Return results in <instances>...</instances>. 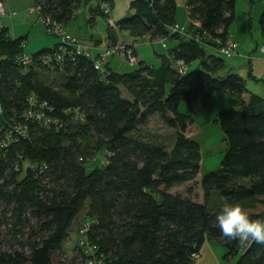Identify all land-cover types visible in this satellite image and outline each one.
<instances>
[{
	"label": "trees",
	"instance_id": "trees-1",
	"mask_svg": "<svg viewBox=\"0 0 264 264\" xmlns=\"http://www.w3.org/2000/svg\"><path fill=\"white\" fill-rule=\"evenodd\" d=\"M89 1L36 0V5L66 26ZM103 2L110 15L104 13ZM237 2L186 0L191 28L185 32L199 35L198 41L171 32L177 24V0H132V16L120 22L112 17L111 0H98V12L107 17V25L110 16L117 25V29L109 25L106 46L123 42L138 57L135 70L123 72L112 66L114 58L120 61L113 56L106 78L85 56L67 60L55 73L40 66L21 75L14 59L23 52L26 36L12 38L4 29L0 37L4 116L23 112L26 99L36 92L55 109L53 115L60 122L30 125L28 139L2 151L9 162L19 161L20 170L6 183L12 189L0 185V225L8 230L7 236H0V264H54L83 208L86 215L77 234L84 223L90 224L86 235L96 245L100 264H197L209 238L226 247V256L237 257L235 264H264V244L225 239L215 226L223 206L212 210L208 205L216 190L224 204L239 203L251 218L264 220V98L250 92L241 75L229 72L224 59L206 50L207 44L218 50L219 42L232 33ZM258 18L264 33V11ZM122 34L152 44L171 39L175 45L154 68ZM179 59L188 67L184 72L176 67ZM192 64L196 67L188 70ZM46 75L57 79L52 76L49 82ZM226 93L236 108L220 111L215 120L228 148L221 168L201 177L205 202L195 201L191 188L189 194L172 193L173 187L196 181L203 160L200 144L186 134L190 112L180 111L181 103L210 106L215 94ZM67 108L73 111L65 114ZM154 114L177 130L171 151L137 133ZM99 154L101 163L88 169L86 164ZM9 162L0 161V178ZM35 163L47 165L46 171L33 173L29 165ZM74 251L72 260L58 264H85L87 256L77 246Z\"/></svg>",
	"mask_w": 264,
	"mask_h": 264
},
{
	"label": "rangeland",
	"instance_id": "rangeland-1",
	"mask_svg": "<svg viewBox=\"0 0 264 264\" xmlns=\"http://www.w3.org/2000/svg\"><path fill=\"white\" fill-rule=\"evenodd\" d=\"M113 3L112 17L116 22H120L122 19L129 18L133 14V10L130 8L132 0H111ZM11 12V17L5 20L6 27L9 29V36L12 38L24 37L27 35V31L32 25H36L40 30L42 29L41 24L37 20V16L29 12V8L36 6V0H8L7 2ZM99 3L98 0H92L87 3H83L81 7L77 10L74 17L68 22L65 27L67 34L75 36L81 40L85 46L98 45L99 47L106 46L110 42V28L107 25V17L104 14L98 12ZM236 21L231 26V30L235 31L237 36L245 35V29L250 26L252 34L250 39L257 41L260 39V22L259 16L264 11V0H238L236 5ZM15 10V11H14ZM256 19H253V16ZM252 16V18H250ZM178 19L181 21L179 25L180 29L187 30L191 28V21L188 20V14L186 10V0H177V15L176 22ZM37 20V21H36ZM194 29V27H193ZM196 29V28H195ZM44 33V32H43ZM118 33V32H117ZM45 34V33H44ZM120 34V32H119ZM46 35V34H45ZM135 43L140 57L147 62L150 66L157 68L162 64L161 55L168 53V49L175 45V41L168 39L165 43L160 41L152 44L148 40H132L129 35L122 34ZM47 38L53 39L55 37L46 35ZM57 41L59 39L57 38ZM82 43V44H83ZM31 44H26L24 51L28 54L34 53L35 49ZM207 54L210 56H217L222 59L225 55H222L215 47H211L209 44L206 45ZM39 51V50H37ZM112 66L116 69H121L124 71L135 70L138 63L129 64L124 62L122 65L117 58L113 59ZM227 61V60H226ZM196 67L192 64L188 69ZM228 67V66H227ZM230 72V71H229ZM226 71L223 75L229 73ZM47 80L52 81L51 75H46ZM53 77L56 78V75ZM58 80L61 82L60 76ZM57 79V78H56ZM54 79V81L56 80ZM125 92V91H124ZM128 93L125 92V96ZM227 95V94H226ZM225 94L217 95L214 99V104L210 106H204L197 108L193 104H188L187 102H182L180 106V111H189L191 123L187 133L190 138L196 141L201 146V153L203 160L201 163V171L197 176L195 182L185 183L173 187L172 193H180L182 195L189 194V188L193 190L192 198L195 201L204 203V191L200 186L201 177L207 172L217 171L221 168V162L224 158V154L228 148V144L225 141L224 132H222L220 124L215 121L216 115L220 111H226V109L236 108L232 104V98L227 97ZM219 96H223L225 99H218ZM222 97V98H223ZM225 105V106H224ZM142 109H145L144 107ZM147 125L139 126L137 133H142L147 136L157 144H161L166 147L168 151H171L177 139V130L173 127H168L166 123L163 122L162 118L157 115H151L148 117ZM103 158L102 154H99L94 158L93 162L89 161L86 165L88 169L94 168L101 161L99 158ZM224 204V200L219 191L214 190L209 198V207L212 210H218ZM86 215V208H83L78 215L77 220L70 229V237L64 243V251L59 255L57 252L55 254L54 264H58L59 261L72 260L75 255L76 241H77V230L83 223ZM201 251V256L203 257L199 264H235L237 257H228L226 247L221 243L208 239L204 244ZM67 255V256H66ZM198 264V263H197Z\"/></svg>",
	"mask_w": 264,
	"mask_h": 264
},
{
	"label": "built area",
	"instance_id": "built-area-1",
	"mask_svg": "<svg viewBox=\"0 0 264 264\" xmlns=\"http://www.w3.org/2000/svg\"><path fill=\"white\" fill-rule=\"evenodd\" d=\"M8 0H0V37L6 28L5 20L11 17V13L8 10ZM102 8L105 14L110 15V7L107 3L102 4ZM29 12L35 14L37 20L42 26V31L52 37L59 39L55 44L48 45L44 52L26 53L25 42L22 44L23 52L17 55L14 59V63L20 67L22 74H27L31 69H38L40 66L50 69L53 73L57 72V68L63 66L67 60H75L77 56L90 57L94 61V68L101 72L104 78L109 75L107 64L111 61L113 56H116L120 61L127 62L129 64H135L138 62L135 49L125 43L117 42L103 48L87 47L75 36L66 33L64 26L59 24L50 15H44L42 7L39 5L29 8ZM108 25L113 29H117L114 19L110 16L108 19ZM171 32L173 34L181 33L189 36L185 30L180 29L179 26L172 27ZM189 37H194L196 40L201 41L199 35L190 34ZM221 45L218 51L222 55H235L239 53V43L235 40L234 35L230 33L226 40L219 42ZM96 53L93 54L92 50ZM262 58L264 59V45L261 46ZM1 52V50H0ZM1 58V54H0ZM176 67L184 72L188 67L183 63L181 59L175 61ZM2 80V74H0V81ZM55 109L48 104L47 101L40 100L36 92H33L26 99V107L23 112L14 111L10 117L4 116L5 108L0 105V161L8 159L2 155L4 148L11 146L13 143L20 141V139L26 140L30 136V125L36 126V123L40 126H50L52 124H58L59 118L53 115ZM73 109L67 108L64 110L65 114H69ZM75 111V110H74ZM49 113V114H48ZM84 119V118H83ZM19 158H22L20 155ZM30 169L36 175L43 174L47 165L45 164H31ZM20 170V163L18 160H12L5 165L2 169V177L0 178V185H5L12 180L13 173ZM13 185H7L6 189H12ZM90 224H85L79 230L77 234L76 246L79 252L84 253L87 256L85 264H100L101 261L97 260L95 256L96 245L91 244L87 237ZM7 227L5 224L0 225V236H7Z\"/></svg>",
	"mask_w": 264,
	"mask_h": 264
},
{
	"label": "crops",
	"instance_id": "crops-1",
	"mask_svg": "<svg viewBox=\"0 0 264 264\" xmlns=\"http://www.w3.org/2000/svg\"><path fill=\"white\" fill-rule=\"evenodd\" d=\"M8 10L10 12V10H13V9H9L8 7ZM252 16H250V18H252ZM253 19H256V18L253 16ZM178 23L181 24V21L179 19H178L177 24ZM66 26H64V29ZM250 28H251L250 26L246 27L245 32H244L245 35H243L242 37L241 36L238 37L236 32L230 29V31L234 33L235 40L239 43V53L240 54H235L231 56L225 55V58H227L226 59L227 61L225 59L224 61L226 65L228 66L227 69H229V71L238 73L245 79L246 86L248 87L250 92L258 96L260 95L261 97L264 98V59L261 57L262 52L260 51L261 46L264 45V33L262 32V29L260 27V30L258 29V32L260 34V39L255 41L253 38L250 39V36L252 34V30ZM27 32H28L27 35H25L26 36L25 46L26 44H31L33 47H35V49L37 48L36 50L34 49L35 50L34 52H36L37 50L43 49L47 47L48 45L55 44L57 42L56 37L53 39L50 38L49 40V38H47V36L43 33L42 29L40 30V28H38L35 24L32 25ZM89 47H93V45H90ZM136 50H137V46H136ZM92 53L93 54L96 53L94 49L92 50ZM138 56H140L139 52H138ZM121 91L124 93V95H125V92L128 93L126 97L132 98L131 94L129 93V91H127L126 88L121 87ZM217 95H222V94H215V96L211 98L210 105L214 104V100H215L214 98L217 97ZM226 96L229 97L230 95L227 94ZM222 97L223 96H219L218 99L219 100L225 99L224 97L223 98ZM192 104L197 108H199V106L202 107L198 102H195V101L192 102L191 105ZM186 134L188 133L186 132ZM188 136L190 137L189 134ZM200 257L201 258L199 259L198 264L203 258L202 256Z\"/></svg>",
	"mask_w": 264,
	"mask_h": 264
},
{
	"label": "clouds",
	"instance_id": "clouds-1",
	"mask_svg": "<svg viewBox=\"0 0 264 264\" xmlns=\"http://www.w3.org/2000/svg\"><path fill=\"white\" fill-rule=\"evenodd\" d=\"M215 226L229 241L264 244V220L251 218L239 203H225L215 216Z\"/></svg>",
	"mask_w": 264,
	"mask_h": 264
}]
</instances>
